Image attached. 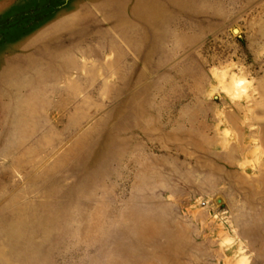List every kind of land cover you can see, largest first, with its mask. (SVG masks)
Listing matches in <instances>:
<instances>
[{"label":"rangeland","instance_id":"1","mask_svg":"<svg viewBox=\"0 0 264 264\" xmlns=\"http://www.w3.org/2000/svg\"><path fill=\"white\" fill-rule=\"evenodd\" d=\"M0 264H264V0H0Z\"/></svg>","mask_w":264,"mask_h":264}]
</instances>
